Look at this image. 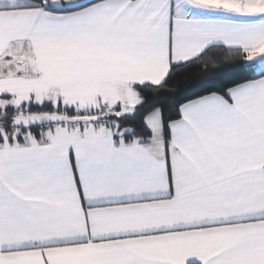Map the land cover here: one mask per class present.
I'll return each mask as SVG.
<instances>
[{"label":"snow or ice","instance_id":"1","mask_svg":"<svg viewBox=\"0 0 264 264\" xmlns=\"http://www.w3.org/2000/svg\"><path fill=\"white\" fill-rule=\"evenodd\" d=\"M0 264H264V0H0Z\"/></svg>","mask_w":264,"mask_h":264}]
</instances>
